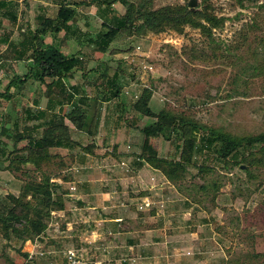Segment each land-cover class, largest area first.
Returning a JSON list of instances; mask_svg holds the SVG:
<instances>
[{
  "label": "rangeland",
  "instance_id": "374dc122",
  "mask_svg": "<svg viewBox=\"0 0 264 264\" xmlns=\"http://www.w3.org/2000/svg\"><path fill=\"white\" fill-rule=\"evenodd\" d=\"M31 1L18 3L17 28H12L10 19L0 26V45L4 38L17 44L21 29H35L37 4L44 0L28 9ZM188 1L151 0V7ZM261 1L246 0L241 7L236 0H211L213 14L225 19L222 28L213 30L214 42L186 27L183 34L118 36L106 54L89 51L83 56L84 69L66 80V85L71 91L78 88L70 102L92 94L102 102L99 125L95 136L88 137L66 123L73 141L82 146L95 144L94 155H84L79 148L52 150L59 157L43 171L68 192L65 210L52 213L45 233L35 241L5 243L0 238V264H224L245 253H264V165L252 169L251 176L237 166L230 170L217 166L215 173L198 176L191 166L186 178L173 186L136 159L143 142L140 128L153 120L141 118L131 108L143 89H149L154 112L164 108L237 136L263 133L264 73L254 75L251 67L264 55ZM81 10L94 13L96 9ZM84 22H79L84 33L94 37L98 26ZM251 22L260 29L243 40L239 33ZM64 46L66 55L77 47L71 42ZM13 49L0 46V110L6 111L0 113V129L22 118L28 126L40 124L36 114L46 107L44 86L37 89L25 83L5 94L14 76L26 74V63L14 60ZM106 71L117 73L119 86V96L110 102L103 100L112 88L98 77ZM35 100L38 105L32 107ZM24 109L35 115L26 118ZM95 110L92 107L91 130ZM0 142L7 145H0V168H4L8 162L2 152L8 153L12 144L4 135ZM150 144L160 157L171 158L175 152L173 142L152 138ZM194 159L197 165L207 164L203 154ZM33 170L31 165L23 166V171ZM18 177L26 179L23 173ZM64 177L70 182H62ZM21 179L0 170V204L7 195H18ZM216 179L221 188L214 207L198 187ZM133 241L135 246L129 243Z\"/></svg>",
  "mask_w": 264,
  "mask_h": 264
},
{
  "label": "trees",
  "instance_id": "16d2710c",
  "mask_svg": "<svg viewBox=\"0 0 264 264\" xmlns=\"http://www.w3.org/2000/svg\"><path fill=\"white\" fill-rule=\"evenodd\" d=\"M210 1L198 0L193 8L186 3L153 9L151 0L136 2L59 0L53 17L37 19L36 27L31 32H28L30 29L20 30L21 40L17 44L12 41L7 42L8 49L14 48V60L26 63V74L14 76L6 85L5 94L11 88L19 89L25 83L37 89L44 86L42 94L46 99V107L36 114L40 124L28 126V122L25 121L27 119L22 118L20 121L2 125L0 129V135H4L12 144V149L8 153L2 152L8 165L0 170L13 174L17 179H21L18 174L22 173L26 177L25 180L21 179L23 183L18 195H7L4 202L0 204L1 240L5 243L35 241L45 233L53 217L52 213L65 210L68 192L62 190L61 185L54 182L53 178L43 171V167L50 160L59 157L57 152L53 153L52 150L72 151L79 148L84 155H94L95 144L82 146L73 141L66 123L68 122L77 134H85L88 137L95 136L99 125L102 102H99L93 94L89 99L82 96L79 102H70L74 99L78 88H72L71 91L66 85V80L84 69L83 56L89 51L99 55L106 54L118 36L140 38L150 34L158 35L165 31L183 34L186 27L199 30L203 36L209 37L211 42H214L211 38L213 30L222 28L225 19L213 14ZM244 1L246 0H236L241 7ZM81 7L98 9L102 22L94 37L91 33L82 32L77 25L82 19L78 11ZM9 16L13 17L14 22L15 11H10ZM259 29V24L251 22L239 34L243 40H246L249 32L259 31ZM26 32L28 34H25ZM61 33L63 36L60 39ZM7 40L8 38L5 41ZM70 42L78 48L76 47L71 54H63L62 44ZM251 67L254 75L264 73V55L252 63ZM82 76L86 77L84 73ZM98 77L112 88L109 96H105L103 101L110 102L111 99L117 98L119 96V86L115 80L117 73L108 71ZM10 97L5 96L8 100ZM151 97L152 90L143 89L142 94L131 107L141 118L153 120L140 128L143 142L136 159L142 165L160 173L171 185L180 184L186 178L188 168L191 166L196 167L198 176L215 173L217 166L225 170L237 166L251 176L252 169L264 165V132L237 136L200 124L184 114L173 113L164 108L154 112L149 105ZM38 102L39 100H35L33 106H37ZM92 107L96 110L94 128L91 130ZM31 111L23 110L26 118L35 115ZM60 111L62 114L58 115ZM46 112H50L49 115H46ZM152 138L173 142L175 147L173 156L160 157L150 144ZM0 145L7 148L3 142H0ZM198 154L205 156L207 164H196L194 158ZM25 165H31L34 168L33 172L23 171ZM33 174H39V177ZM62 182H70V179L64 177ZM220 188L219 180L216 179L202 184L198 190L206 197L209 196L211 203L216 207ZM262 211L264 219V201ZM129 243L132 244V242ZM23 257L26 258L27 255L24 254ZM224 264H264V253H245Z\"/></svg>",
  "mask_w": 264,
  "mask_h": 264
},
{
  "label": "crops",
  "instance_id": "0c3cea01",
  "mask_svg": "<svg viewBox=\"0 0 264 264\" xmlns=\"http://www.w3.org/2000/svg\"><path fill=\"white\" fill-rule=\"evenodd\" d=\"M20 1L21 0H0V26H2V24H4V22H7L10 19V22H11L10 24H11L12 28L13 27L17 28L19 20H20V18H19L20 17L19 16V7H18V3H20ZM37 1L40 2V0H32L31 3H29V6L27 5L28 9L30 8V6L33 7L35 2H37ZM58 1L59 0H50V2H48V1L44 0V1H41L40 4H37L36 9H37L38 14H37V17L35 19V26H36V20L37 19L42 18V17H52V16H50V13L53 12L54 7L58 8ZM70 1H72V0H70ZM77 1H87V0H77ZM52 6H54V7H52ZM81 8L78 9V11L81 13V16H82L81 17L82 19H80V21L81 22L85 21L84 23H86L88 25L90 24L91 27H95L96 25L99 27L102 20H101L99 13H98V9L95 7V9H96L95 12L90 13V11L89 12L82 11ZM91 8L92 7L88 8V9H91ZM12 10L15 11V15H16V19L14 22L12 21L13 17L9 16V12ZM84 15L85 16L89 15V16H87V17H89V19L86 18ZM79 22L77 23V25L80 28V30L82 32H84L82 27L79 25L80 24ZM21 30L23 31V29H21ZM61 35L63 36V33H61ZM61 35L59 36L60 38L62 37ZM5 40H6V38H4V41ZM7 42L8 41L2 42V44L0 46H7ZM69 44L70 43H65V44H62V46L65 45L64 47L66 48L67 46H69ZM62 48L63 47H61V51L63 52ZM31 105H32V107H34L33 104H31ZM3 112H6L5 109L0 110L1 115L3 114ZM135 245H136V241L135 242L133 241L131 246H135Z\"/></svg>",
  "mask_w": 264,
  "mask_h": 264
},
{
  "label": "water",
  "instance_id": "95a60500",
  "mask_svg": "<svg viewBox=\"0 0 264 264\" xmlns=\"http://www.w3.org/2000/svg\"><path fill=\"white\" fill-rule=\"evenodd\" d=\"M197 5V0H189L188 1V6L190 7V8H193V7H195Z\"/></svg>",
  "mask_w": 264,
  "mask_h": 264
},
{
  "label": "built area",
  "instance_id": "2783aa9c",
  "mask_svg": "<svg viewBox=\"0 0 264 264\" xmlns=\"http://www.w3.org/2000/svg\"><path fill=\"white\" fill-rule=\"evenodd\" d=\"M198 1V0H197ZM252 1H255V2H260V3H262V1L261 0H252Z\"/></svg>",
  "mask_w": 264,
  "mask_h": 264
}]
</instances>
